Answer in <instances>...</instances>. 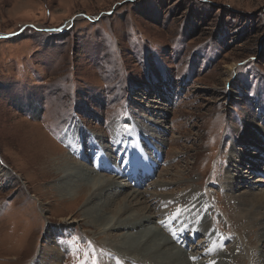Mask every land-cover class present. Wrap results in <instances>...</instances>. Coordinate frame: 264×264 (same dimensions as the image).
<instances>
[{"label": "rangeland", "instance_id": "1", "mask_svg": "<svg viewBox=\"0 0 264 264\" xmlns=\"http://www.w3.org/2000/svg\"><path fill=\"white\" fill-rule=\"evenodd\" d=\"M46 153L116 176L113 208L148 191L161 238L192 264H255L261 234L243 230L230 196L264 199V0H0V264H41L49 244L60 264H150L115 252L78 217L82 201L61 200ZM163 180L176 183L152 184Z\"/></svg>", "mask_w": 264, "mask_h": 264}, {"label": "bare ground", "instance_id": "2", "mask_svg": "<svg viewBox=\"0 0 264 264\" xmlns=\"http://www.w3.org/2000/svg\"><path fill=\"white\" fill-rule=\"evenodd\" d=\"M119 122L118 124H120ZM159 127H161L159 131H161L163 125H160ZM155 130L156 129H153L152 132L149 131L148 136L156 138L157 143L153 147H156V149L159 150L158 147L160 143H162L160 140L161 133ZM118 131H121L122 133L124 130ZM139 131L140 130L136 129V134ZM76 132L78 134L81 133L78 130ZM142 132L144 131L142 130ZM118 133L120 136V132ZM245 134L253 136L251 131L246 132ZM240 139L243 140V143L249 141V139ZM248 144L250 145L255 143H253V140H251L248 142ZM103 146L106 147V145ZM136 146H138V144ZM43 147L44 144L42 142L39 144L35 143L33 146L36 153H39V150L43 149ZM137 150H140L139 146ZM140 154V152L137 153V157H135L136 162L139 158H141V156H139ZM39 158L46 162L53 163L55 169L62 172L59 185L56 186V188H59L58 191L60 193L61 200L67 201L74 198V201H82V211L78 217H82L84 223L88 224L90 228L92 227L93 231L98 232L107 239H111V241H108L107 243L111 245L115 252L117 251V253L119 252L118 254L121 253L126 257H131L133 260H135L134 258H138L143 262H149L150 264H192L195 262L194 259H191L190 252H186L185 249H182L180 246H178V244L174 242L173 238L168 235L165 238H161V236L166 235V230L161 228L162 225H156V222H158V216L155 212L157 207L156 209L154 208L155 205L151 200L153 198H151V201H149V198L145 196L148 191L132 189V191L130 190L122 199V201H120V206L113 208L111 207V203L114 202L112 200H114V197L118 193L122 192L120 183H118L116 180V176L103 178L102 176H99L98 172L92 169V167L77 165L78 162H75L67 156L62 159L56 158L52 160L48 153H46L42 154V157L39 156ZM142 161L143 163L139 164L141 166L140 172L143 170V172L151 171L149 169L150 161L148 163H145L146 160L142 159ZM136 167H138V165ZM125 169L130 173V169L128 167H125ZM230 174L231 176L238 175L232 172ZM173 180L153 181L152 184L163 187L173 184L175 182ZM109 190H112V194L108 193ZM225 191L228 193L227 190ZM194 192L196 193L194 194ZM154 194L163 197L165 200L167 199V197H165L166 193L152 192V195ZM190 195H192L191 197L197 195V190L194 188H188L180 198H186ZM230 197L231 199H234L236 205H238L239 214L242 216V218L246 219V223L242 225V228H244L243 230H251L252 227H255L257 230H254V232L261 234L257 242H259L261 245L264 244V199L258 198V194L255 195L249 190L234 194L231 193ZM191 215L193 216V214ZM71 221H77V219L71 218ZM184 221L186 222L187 220L185 219ZM188 226L190 227L189 230H193L195 227L194 221L189 223L186 227ZM47 227L49 229L47 231L48 235L53 236L56 229L52 225ZM118 231L128 232L119 234ZM197 233L198 232L195 231V234ZM181 237L183 240L180 243L182 244L187 239V236L181 235ZM187 240L190 241V239ZM63 249L64 248L59 244H49L41 250L38 261L41 264H60L61 250L63 251ZM262 250L255 254V257L253 258L255 264H264V251ZM48 251H50L51 254L49 256H45L44 254L48 253ZM212 254H214V252H212ZM218 255L221 256V253L218 254V252H216L215 256L217 257ZM188 256L190 257V260L188 259ZM194 257L197 259L198 256ZM220 258L222 261H224V263L221 264L227 263V260H224L223 256ZM195 264L205 263L197 262Z\"/></svg>", "mask_w": 264, "mask_h": 264}]
</instances>
